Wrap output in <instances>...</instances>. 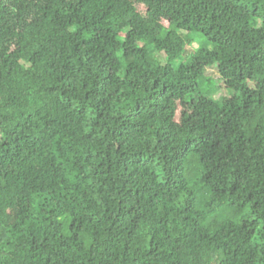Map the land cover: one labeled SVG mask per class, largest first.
<instances>
[{
	"label": "trees",
	"instance_id": "16d2710c",
	"mask_svg": "<svg viewBox=\"0 0 264 264\" xmlns=\"http://www.w3.org/2000/svg\"><path fill=\"white\" fill-rule=\"evenodd\" d=\"M0 264H264V0H0Z\"/></svg>",
	"mask_w": 264,
	"mask_h": 264
},
{
	"label": "rangeland",
	"instance_id": "374dc122",
	"mask_svg": "<svg viewBox=\"0 0 264 264\" xmlns=\"http://www.w3.org/2000/svg\"><path fill=\"white\" fill-rule=\"evenodd\" d=\"M199 41H200V38L195 36L194 41L191 42L187 46V50L190 52L191 50L196 49L198 47ZM186 52L184 54L178 56L175 60H172L170 62L171 66L173 68H176L180 63H185L188 61L189 56ZM149 55L151 58H153V59H155L161 63L166 62L164 60L163 53H159L156 57L155 54L149 50ZM218 82H219V72H218L217 67L212 66V67L206 68V70L204 71V73L201 75V77L198 80L199 92L202 95L212 97L216 100L220 99L223 96L228 95L229 91L219 88ZM227 214H228V211H226L224 209H217L216 211L213 212L212 216H217L220 218L222 216H227Z\"/></svg>",
	"mask_w": 264,
	"mask_h": 264
}]
</instances>
